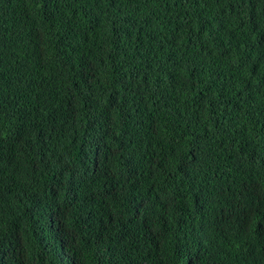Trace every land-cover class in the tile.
<instances>
[{
  "label": "trees",
  "instance_id": "16d2710c",
  "mask_svg": "<svg viewBox=\"0 0 264 264\" xmlns=\"http://www.w3.org/2000/svg\"><path fill=\"white\" fill-rule=\"evenodd\" d=\"M0 256L264 264V0H0Z\"/></svg>",
  "mask_w": 264,
  "mask_h": 264
},
{
  "label": "clouds",
  "instance_id": "9594fccd",
  "mask_svg": "<svg viewBox=\"0 0 264 264\" xmlns=\"http://www.w3.org/2000/svg\"><path fill=\"white\" fill-rule=\"evenodd\" d=\"M132 76L134 77H137L135 82L134 80H132L130 82V84L128 85H125V86H122V85H117L115 86V91H119V90H122L124 88H127V87H131V91H132V96L131 97H128L124 103H125V107H126V111L127 113L129 114V117H132L134 116L137 111L135 113H129L128 111V105L132 104L135 106L136 110H139V108H141L143 105L146 106H152L154 107V104H153V98H152V95H151V89L149 87V85L147 84L146 82V79H145V75L143 72H134L132 73ZM143 84L145 85L146 87H148L147 90L145 91H142V92H139L138 90V85L139 84ZM158 113V112H156ZM180 240H183L182 238H180Z\"/></svg>",
  "mask_w": 264,
  "mask_h": 264
},
{
  "label": "bare ground",
  "instance_id": "6f19581e",
  "mask_svg": "<svg viewBox=\"0 0 264 264\" xmlns=\"http://www.w3.org/2000/svg\"><path fill=\"white\" fill-rule=\"evenodd\" d=\"M22 218V217H21ZM24 219V218H23ZM4 251V250H3ZM1 257V256H0ZM3 258V257H2ZM2 262V261H1Z\"/></svg>",
  "mask_w": 264,
  "mask_h": 264
}]
</instances>
